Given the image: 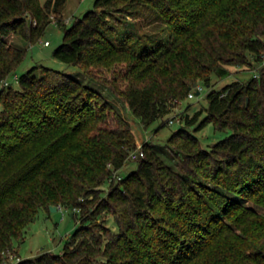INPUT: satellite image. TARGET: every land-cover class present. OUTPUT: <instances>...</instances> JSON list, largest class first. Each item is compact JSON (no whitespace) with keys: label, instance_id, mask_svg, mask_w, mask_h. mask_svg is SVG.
<instances>
[{"label":"trees","instance_id":"1","mask_svg":"<svg viewBox=\"0 0 264 264\" xmlns=\"http://www.w3.org/2000/svg\"><path fill=\"white\" fill-rule=\"evenodd\" d=\"M65 1L0 0V82L26 54L5 38L34 42ZM146 14L160 23L152 31L137 26ZM52 56L99 80L144 126L199 81L206 115L194 130L230 132L206 149L187 130L199 112L184 113L165 151L142 144L121 177L139 146L126 118L75 78L32 66L18 88H0V264L50 206L70 208L78 227L60 254L15 264H264V212L253 208L264 210V66L211 87V75L263 60L264 0H95ZM115 65L113 79L92 73Z\"/></svg>","mask_w":264,"mask_h":264},{"label":"rangeland","instance_id":"2","mask_svg":"<svg viewBox=\"0 0 264 264\" xmlns=\"http://www.w3.org/2000/svg\"><path fill=\"white\" fill-rule=\"evenodd\" d=\"M38 1L43 5L46 0ZM94 1L95 0H66L58 17L53 13H49V24L43 30L40 37L34 42L25 43L12 34L6 37L5 41L8 44L26 50L25 57L17 67L15 74L19 76L32 66L41 65L61 71L100 93L114 109L130 123L132 132L139 145L136 147V150L132 151L134 153L142 151V144L157 146L159 150L165 151V141L172 132L183 125L181 115L184 113L191 117L195 112H199L196 122L187 127V130L192 132L199 139L204 148L207 149L210 144L226 137L230 132L229 130H214L210 124L194 130L198 122L206 115L204 110L206 108V100L204 97L208 88L199 81H196L192 85L186 97L174 101L170 112L165 113L162 118L156 120L149 126H144L138 118L133 116L131 112L122 105L116 96L108 91L105 85L100 83L99 80L90 78L88 74L77 67L60 62L52 56L53 50L62 43L65 29L69 28L76 19L81 18L87 11L92 10ZM34 23L35 21L32 22V24ZM159 24L158 21H155L147 14L137 19V26L141 31H152ZM45 41L49 44L44 45L43 43ZM112 69L106 70L104 68H99L93 70L92 73L100 79L110 80L114 78L112 72L115 71V73H117L122 68L120 65H115ZM231 72L230 76L222 79L211 75V87L220 89L224 85L234 81L243 82L252 75L251 70L241 66L231 68ZM36 75L39 74L36 73ZM9 80L10 86L18 88V85L11 81V78H9ZM113 83H116L119 87L124 85V83L118 79ZM196 91L199 92L198 95H195ZM190 93L193 95L192 97L189 96ZM170 120H172L173 123L170 124ZM136 165V161L127 158V161L118 171L117 175L121 177L127 175L132 170H135ZM253 208L258 212H264V210L259 207L254 206ZM77 227L78 222L75 221L73 211L70 208L57 207L55 211L44 208L39 209L33 222L24 229L23 238L21 240H13L12 244L17 254L10 252V254L7 255V262L5 264H15L17 262L15 260L16 257L20 260H24L33 258L43 252L60 254L70 235ZM11 256H15V258H11Z\"/></svg>","mask_w":264,"mask_h":264},{"label":"built area","instance_id":"3","mask_svg":"<svg viewBox=\"0 0 264 264\" xmlns=\"http://www.w3.org/2000/svg\"><path fill=\"white\" fill-rule=\"evenodd\" d=\"M43 44L44 45H48L49 43L47 41H45ZM262 66H264V58H263V60L255 68L251 69V74H252L251 76H253L255 78L258 77L259 76V71L258 70ZM11 81L13 83H17L18 82V76L16 74H14L11 77ZM10 85L11 84H10L9 78H6V79H4L3 81L0 82V88H5V87L10 86ZM189 96L192 97L193 95L190 93ZM169 123L171 124V123H173V121L170 120ZM142 156H143L142 151L137 152V153L130 152L128 158L134 160V159H136L138 157H142ZM11 258H15V256L14 257L11 256ZM15 260L18 261L19 259L16 257Z\"/></svg>","mask_w":264,"mask_h":264},{"label":"water","instance_id":"4","mask_svg":"<svg viewBox=\"0 0 264 264\" xmlns=\"http://www.w3.org/2000/svg\"><path fill=\"white\" fill-rule=\"evenodd\" d=\"M198 94H199V92L196 91V92H195V95H198ZM56 208H57V207H55V206H50V207H49V209H50L51 211H55Z\"/></svg>","mask_w":264,"mask_h":264}]
</instances>
